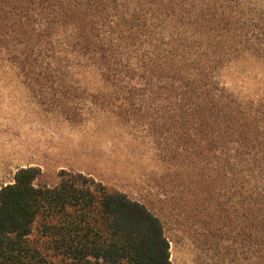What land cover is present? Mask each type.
<instances>
[{
  "label": "trees",
  "instance_id": "1",
  "mask_svg": "<svg viewBox=\"0 0 264 264\" xmlns=\"http://www.w3.org/2000/svg\"><path fill=\"white\" fill-rule=\"evenodd\" d=\"M10 1L0 0V39L42 95L77 97L55 62L58 28L71 27L69 42L106 80L123 60V110L235 200L224 211L264 264V98L240 100L218 75L243 52L264 58V0H28L42 8L28 13L3 9ZM41 172L22 167L0 189V264H173L144 202L82 171L61 169L56 185L37 183Z\"/></svg>",
  "mask_w": 264,
  "mask_h": 264
},
{
  "label": "rangeland",
  "instance_id": "2",
  "mask_svg": "<svg viewBox=\"0 0 264 264\" xmlns=\"http://www.w3.org/2000/svg\"><path fill=\"white\" fill-rule=\"evenodd\" d=\"M38 2L10 1L2 8L28 13L42 9ZM70 32L71 27L56 29L55 62L74 84L76 98H45L15 57L13 43L0 39V189L22 167L39 166L37 183L47 185L60 181L61 169L82 171L144 202L161 218L173 264H256L243 221L223 208L235 200L218 194V186L209 190L186 151L172 152L146 118L123 110V60L121 75L106 80L91 55L75 50ZM218 75L240 100L264 98L263 57L243 52Z\"/></svg>",
  "mask_w": 264,
  "mask_h": 264
}]
</instances>
